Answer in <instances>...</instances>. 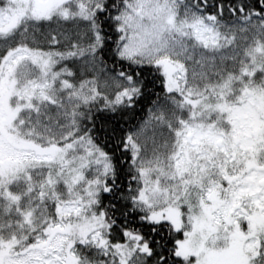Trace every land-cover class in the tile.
<instances>
[{"label": "snow or ice", "instance_id": "1", "mask_svg": "<svg viewBox=\"0 0 264 264\" xmlns=\"http://www.w3.org/2000/svg\"><path fill=\"white\" fill-rule=\"evenodd\" d=\"M0 264H264V0H0Z\"/></svg>", "mask_w": 264, "mask_h": 264}]
</instances>
